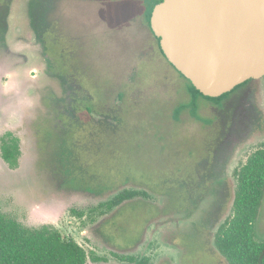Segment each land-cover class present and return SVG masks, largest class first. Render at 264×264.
Instances as JSON below:
<instances>
[{
    "label": "rangeland",
    "instance_id": "rangeland-1",
    "mask_svg": "<svg viewBox=\"0 0 264 264\" xmlns=\"http://www.w3.org/2000/svg\"><path fill=\"white\" fill-rule=\"evenodd\" d=\"M33 1L12 0L0 9V22L17 34L0 45V136L13 132L21 148L13 166L0 148L3 211L30 227L51 224L103 258L89 264H132L123 260L129 256L148 257L150 264H228L213 244L207 248L201 224L207 206L186 202L196 191L184 177L195 173L194 164L219 134L218 111L200 98L201 119L189 108L174 119L177 106L190 99L188 81L161 54L143 16L144 0H51L49 80L41 63L27 69L37 67L36 45L22 41L32 35L17 25L24 18L19 8ZM70 90L89 98L98 124L83 105L82 126L75 124L63 139L57 114L63 116ZM118 111L113 124L101 119ZM42 118L52 131L34 138L31 129H39ZM262 132L252 136L257 144L244 156L264 144ZM70 150L72 159H66ZM228 178L232 194L221 218L233 212L237 180L232 173ZM124 189L147 194L101 214L99 204ZM212 192L208 185L205 193ZM254 227L264 240V199Z\"/></svg>",
    "mask_w": 264,
    "mask_h": 264
},
{
    "label": "flooded vegetation",
    "instance_id": "flooded-vegetation-1",
    "mask_svg": "<svg viewBox=\"0 0 264 264\" xmlns=\"http://www.w3.org/2000/svg\"><path fill=\"white\" fill-rule=\"evenodd\" d=\"M11 1L12 0H3V2H1L0 4V9H6L10 7ZM22 6L24 7L19 8L18 11H21L22 17L24 18L20 19L21 18L20 17L18 21L19 24L17 23V25L22 24L21 26L22 30L32 35L28 39L29 41L26 40H22V41L28 42V44H31V46L36 45V48L31 49V52L35 54V60L33 62L37 67L27 68V69L32 71L35 70V68L38 69V66L40 68L42 64L44 67L40 71L41 75L42 77H44L45 80L46 79L49 80L53 78L52 71L50 70L51 58L49 56L50 53L48 48L49 42L51 40L49 39L48 42L47 41L48 37H46V35L47 32L49 31V28L51 27L50 20H49V25L47 22L48 18L50 19L49 13L51 10V4H49L48 0H44V1L30 3L27 6L25 5ZM24 11L26 14L25 16H24ZM16 36L17 34H15V32L11 34V30L8 27V22H5V27L3 23L0 22V45L1 43H7L9 40H15ZM31 38L33 40H31ZM35 62H37L38 65ZM29 76L30 75L28 74V77ZM260 79H250L247 82H244L242 86L235 89L234 91H231L232 93L227 97L221 99L220 102L206 99L213 104L211 105V108L218 111L217 119L220 125L219 134L217 135L216 138H214L212 143L208 145L207 147L208 150L206 152L207 155L206 154L202 155L198 164H194L195 173L190 174L189 176L185 175L184 177L188 179L186 181L191 182L192 184L191 187H194L196 191V193L194 194L188 193L186 195L187 198L186 202L189 203L194 201L195 202L194 206L196 209L197 207H202L205 205L207 206V209L204 211L201 217L203 220L201 224L204 225V232H205L204 235L206 240H208V243L206 245L207 248H208V244H213V246L216 248V244H215L216 235L220 231L221 227L225 224L226 220L228 219V217L221 218L226 203L228 201V197H230V195L232 194L229 188V180H233V179L232 178L229 179L228 176L232 173L233 177H235L238 182V171L247 162L249 156L253 152L251 150L252 152L250 151L248 154L244 156V149L249 146H253L254 144H257V142H250L251 141L250 139L251 138L255 139L256 136L254 137L252 136L257 131H260L261 129L264 128V83L258 84L257 81H259ZM75 88L77 90L83 89L81 85H76ZM77 90L74 96H71L70 94L72 90L66 93L67 97L64 98V102L62 104V106L65 105V109L63 110V116L61 114H57L59 125H62V133H63L62 138L65 137L64 135L67 134L69 131H72L75 124L78 126H82L83 122L79 121V115H80L79 112L82 110L83 105L87 113L89 114L92 113L91 116L95 119V123L97 122L96 115L94 117L95 114L94 108L90 105L91 102H86V100H88L89 98H81L77 96L79 93V91ZM119 97H123V94L120 93ZM190 99H191V95H190ZM40 103L44 105L42 100ZM180 105L177 106V108L173 113V117L175 120L176 118L180 120V114L182 111L180 112V114H177V110ZM88 107H89V111H88ZM199 108H200V104L198 100V109ZM40 115H41L40 117H43L42 116L43 110L40 111ZM42 119H43L42 122L38 121L40 125L39 129H36L34 127H32L31 129L32 131L31 136H33L34 138H37L38 135L42 133L43 136L45 135L44 137H47L52 131L50 130L51 127L48 126L47 124L46 121L47 119L46 118H42ZM101 119H105L106 121L108 120L112 121L111 123L113 124V121L119 119V111L116 112V115L113 116L107 113V115H104V117ZM50 122L51 120H49V124ZM46 130H48L47 132L50 133H46ZM9 132L14 134L11 131H6L0 136V141L2 137L7 135V133ZM262 136L263 137L260 143H264L263 132H262ZM66 159H72L71 150L68 156L66 157ZM212 184H214V186H212ZM208 185L210 189H213V192L206 194L205 191L207 190ZM205 228L209 229V233H207L208 231L207 229L205 231ZM214 228L216 229L215 232L213 231ZM209 234L212 235L211 238L209 237ZM123 260H127L133 264V262L130 259H128V257H126V259L124 258Z\"/></svg>",
    "mask_w": 264,
    "mask_h": 264
},
{
    "label": "trees",
    "instance_id": "trees-1",
    "mask_svg": "<svg viewBox=\"0 0 264 264\" xmlns=\"http://www.w3.org/2000/svg\"><path fill=\"white\" fill-rule=\"evenodd\" d=\"M39 1L44 0L33 2ZM48 1L52 9V2ZM160 1L162 0H144L143 16L153 34L151 14L155 4ZM154 36L161 54L167 58L162 50L160 38L155 34ZM171 65L174 66L172 63ZM179 73L188 81L187 90L191 99L179 106L177 114H180L183 109L189 108L193 117L201 119L198 112L200 97L220 102L221 99L232 93L230 91L219 97L204 95L180 71ZM242 85H238L232 91ZM0 148L2 157L12 166L17 165L21 155L19 138L10 132L7 133L0 141ZM142 194L146 195L147 193L124 189L112 199L99 204V207L102 208L100 213L105 214L122 205L126 200ZM263 199L264 145L253 151L247 162L238 171L232 215L228 217L216 235V248L226 258L228 264H264V240L256 238L254 227L261 211ZM72 212L80 217L84 215L82 211L73 210ZM89 259L94 262L103 260L96 253L88 252L76 239L65 237L55 226L51 224H43L40 227L27 226L14 216L5 213L0 205V264H89ZM128 259L133 264H149L150 262L147 257L129 256Z\"/></svg>",
    "mask_w": 264,
    "mask_h": 264
},
{
    "label": "water",
    "instance_id": "water-1",
    "mask_svg": "<svg viewBox=\"0 0 264 264\" xmlns=\"http://www.w3.org/2000/svg\"><path fill=\"white\" fill-rule=\"evenodd\" d=\"M151 28L169 62L204 95L264 77V0H162Z\"/></svg>",
    "mask_w": 264,
    "mask_h": 264
}]
</instances>
